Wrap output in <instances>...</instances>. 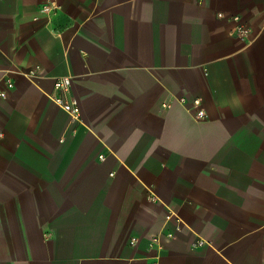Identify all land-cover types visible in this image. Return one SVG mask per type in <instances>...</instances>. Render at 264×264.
I'll return each instance as SVG.
<instances>
[{"label": "crops", "instance_id": "obj_1", "mask_svg": "<svg viewBox=\"0 0 264 264\" xmlns=\"http://www.w3.org/2000/svg\"><path fill=\"white\" fill-rule=\"evenodd\" d=\"M154 261L264 264V0H0V264Z\"/></svg>", "mask_w": 264, "mask_h": 264}, {"label": "built area", "instance_id": "obj_2", "mask_svg": "<svg viewBox=\"0 0 264 264\" xmlns=\"http://www.w3.org/2000/svg\"><path fill=\"white\" fill-rule=\"evenodd\" d=\"M45 9L47 11H50L53 9V7L46 6ZM236 33L241 39H246L250 35V29L244 24L241 23L237 26L236 28ZM8 88L13 87V83L11 81L7 82ZM72 80L70 77H65V78H59L56 80L55 87L56 90L61 92V93H68L70 88H71ZM54 102L61 107L62 110L67 112L69 115H71L75 119H79L81 116V106L79 101L76 98H69L65 95H57L53 97ZM195 105L199 108L198 111V117L199 118H205L206 117V112L202 108V100L200 98H196L194 100ZM168 106V104H166ZM172 237L173 234H170ZM137 241V238H133L131 240V244L134 245ZM152 264H159L158 262L154 261Z\"/></svg>", "mask_w": 264, "mask_h": 264}]
</instances>
